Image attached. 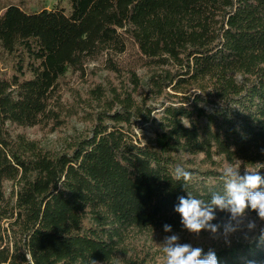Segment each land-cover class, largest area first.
I'll return each instance as SVG.
<instances>
[{
  "label": "trees",
  "instance_id": "obj_1",
  "mask_svg": "<svg viewBox=\"0 0 264 264\" xmlns=\"http://www.w3.org/2000/svg\"><path fill=\"white\" fill-rule=\"evenodd\" d=\"M0 13V264H164L156 247L172 234L205 238L197 247L219 264H264V247L190 233L174 211L187 192L207 201L222 191L225 164L241 175L264 164V0H70L69 13ZM128 43L144 76L117 59ZM99 61L117 83L67 107V74ZM80 115L87 130L60 151L10 130H56ZM177 165L192 173L187 184ZM228 216L217 210L213 223ZM247 219L261 221L251 209Z\"/></svg>",
  "mask_w": 264,
  "mask_h": 264
},
{
  "label": "clouds",
  "instance_id": "obj_2",
  "mask_svg": "<svg viewBox=\"0 0 264 264\" xmlns=\"http://www.w3.org/2000/svg\"><path fill=\"white\" fill-rule=\"evenodd\" d=\"M260 168H264V164L253 170L246 169L241 175L239 168L225 166L220 174L222 191L213 192L209 200L197 198L190 192L187 197H178L174 211L180 215L183 228L196 235L207 231L214 239L222 238L228 246H231V237L240 232L245 242L264 247V228L257 230L256 221L247 219V211L251 209L264 221V176ZM173 176L185 184L192 180V173L181 165L174 168ZM217 210L229 214L222 223H213L217 220ZM163 230L170 233L172 226L165 224ZM179 240L178 234L164 237L161 244L164 264H219L214 249L209 248L205 253L203 248L182 244ZM246 264H257V261L247 260Z\"/></svg>",
  "mask_w": 264,
  "mask_h": 264
},
{
  "label": "rangeland",
  "instance_id": "obj_3",
  "mask_svg": "<svg viewBox=\"0 0 264 264\" xmlns=\"http://www.w3.org/2000/svg\"><path fill=\"white\" fill-rule=\"evenodd\" d=\"M8 5L20 6L27 13H36L44 9L48 11L63 9L66 13L70 12V0H0V8ZM1 14L2 13H0V15ZM117 59L125 71L134 70L137 71L139 76H144L145 70L142 69L143 62L141 61L137 50L132 43H128L127 52L119 56ZM103 66V63L100 61L92 62L86 67L84 75L73 72H69L67 74L62 90V93L64 94V104L67 107L74 103V96H83L85 90H90L95 87V85H102V87L106 88L109 82L115 84L117 83L114 76L110 72L106 71ZM6 71H8L6 64L0 63V74H4ZM87 128L88 124L84 121L83 115H80L78 117L68 119V124L65 127L58 128L56 130H53L51 127L47 129L39 127L25 129L11 127L10 130L14 136L24 135L31 141H38L48 150L60 151L67 139L84 133ZM136 133L143 142H150L151 136L145 128L140 130L137 129ZM225 166H228V164H225L224 167ZM11 186L12 185L8 183L5 185L7 194L11 193ZM246 222L247 220L245 223ZM256 224L257 230H259V228H264V221H256ZM233 236H237L240 241H244L242 233L240 232L235 233ZM204 239L197 241L191 237H184L183 243H188L193 247H197L203 242L207 244L209 243L208 240L204 241ZM162 243L157 245L156 248H159Z\"/></svg>",
  "mask_w": 264,
  "mask_h": 264
}]
</instances>
